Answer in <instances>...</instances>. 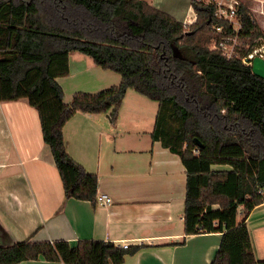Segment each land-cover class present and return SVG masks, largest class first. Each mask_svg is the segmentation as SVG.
<instances>
[{"label": "trees", "instance_id": "16d2710c", "mask_svg": "<svg viewBox=\"0 0 264 264\" xmlns=\"http://www.w3.org/2000/svg\"><path fill=\"white\" fill-rule=\"evenodd\" d=\"M194 9L197 21L187 26L149 0H0V103L25 100L37 111L65 198L96 204L98 176L70 156L66 124L78 112L108 114L116 124L129 91L157 102L153 138L178 154L187 171L185 236L222 234L212 264H257L247 220L264 205V79L244 60L264 44V32L241 4V44L229 59L218 46L234 27L214 7L194 3ZM73 53L121 75V83L76 93L66 104L58 79L69 76ZM140 249L28 239L0 246V264L41 257L123 264Z\"/></svg>", "mask_w": 264, "mask_h": 264}, {"label": "crops", "instance_id": "0c3cea01", "mask_svg": "<svg viewBox=\"0 0 264 264\" xmlns=\"http://www.w3.org/2000/svg\"><path fill=\"white\" fill-rule=\"evenodd\" d=\"M149 1L187 26L196 22L193 1ZM240 2L256 19L263 15L264 0ZM69 69V76L58 79L66 104L76 93L96 94L121 83V75L79 53L71 54ZM156 104L129 91L116 124L108 114L82 112L66 124L68 152L98 176V195L112 199L105 205L67 201L37 111L25 100L0 103V246L28 239L67 241L72 246L80 240H101L141 247L123 264H212L222 234L185 236L187 171L178 154L153 138ZM262 208L248 217L250 234ZM20 264L63 263L41 257Z\"/></svg>", "mask_w": 264, "mask_h": 264}, {"label": "built area", "instance_id": "2783aa9c", "mask_svg": "<svg viewBox=\"0 0 264 264\" xmlns=\"http://www.w3.org/2000/svg\"><path fill=\"white\" fill-rule=\"evenodd\" d=\"M193 8L194 3L204 4L206 6H211L215 8V16L222 21H227L234 27L235 35L233 37H226L219 44V49L227 56L229 59L233 58L237 55V48L240 46L239 33L241 31V24L237 19L238 7L241 5L240 0H192ZM195 12V9H194ZM197 21V14L195 12ZM218 32H223L222 27L218 26L216 28ZM255 56H260L264 58V45L255 48L248 56L247 59H253ZM247 59L244 60L246 64H250L247 62ZM97 201L103 203L105 205H111L112 199L106 194L98 195ZM124 249L129 248V245H121Z\"/></svg>", "mask_w": 264, "mask_h": 264}, {"label": "rangeland", "instance_id": "374dc122", "mask_svg": "<svg viewBox=\"0 0 264 264\" xmlns=\"http://www.w3.org/2000/svg\"><path fill=\"white\" fill-rule=\"evenodd\" d=\"M187 2H189L190 4L192 3V0H186ZM248 2V1H247ZM261 4V3H260ZM263 14V15H262ZM254 15V13H253ZM261 15H258L257 19L259 20V23L257 21V23L259 24V26L262 28L263 32H264V10H262ZM264 45V44H263ZM157 108L159 106V104L157 103ZM150 116H148L149 118ZM155 122V117H152V120L150 119V123L154 124ZM149 129V128H148ZM219 169H229L228 166L225 167H218ZM264 208H262L260 211H258L254 217H257L253 220V223L251 225L252 228V234H251V239H252V244H253V250L255 252L256 258H257V264H264V220L262 217V214L264 213ZM244 216L239 215L238 216V221L241 222L244 220ZM3 244V243H0Z\"/></svg>", "mask_w": 264, "mask_h": 264}, {"label": "water", "instance_id": "95a60500", "mask_svg": "<svg viewBox=\"0 0 264 264\" xmlns=\"http://www.w3.org/2000/svg\"><path fill=\"white\" fill-rule=\"evenodd\" d=\"M247 62L250 63L253 73L264 79V58L260 56H255L253 59H247ZM196 144L200 145L198 140L195 141Z\"/></svg>", "mask_w": 264, "mask_h": 264}]
</instances>
